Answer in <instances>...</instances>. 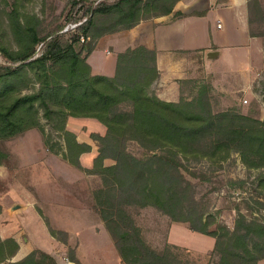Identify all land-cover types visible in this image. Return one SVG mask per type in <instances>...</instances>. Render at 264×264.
I'll return each instance as SVG.
<instances>
[{
	"label": "trees",
	"instance_id": "1",
	"mask_svg": "<svg viewBox=\"0 0 264 264\" xmlns=\"http://www.w3.org/2000/svg\"><path fill=\"white\" fill-rule=\"evenodd\" d=\"M3 1L10 9L0 8V54L6 58L0 64V142L39 128L51 151L84 168L81 156L92 150V144L80 141L68 128V120L94 118L106 131L92 133L99 141L98 150L93 167L85 170L102 179V187L94 191L95 210L123 262L185 264L170 247L158 251L144 238L130 208L152 206L173 221L187 222L192 230L213 236V264H259L264 259V219L240 212L234 229L224 224L211 229L215 220H204L199 211L191 179L197 176L190 166L207 161L220 169L224 161L240 155L248 169L262 170L254 192L264 208V119L235 105L215 110L214 86L205 77L179 80L180 98L168 101L156 93L152 81L94 74L88 61L101 37L169 14L180 0H101L96 5L69 0L67 21L75 19L73 13L82 2L89 11L88 19L69 36L61 32L67 21L45 32V19L26 8L25 1L30 0ZM248 11L250 34L264 39L261 0H248ZM155 54L144 46L125 52L140 57ZM134 142L144 156L131 152ZM8 158L0 146V165ZM50 232L59 239L62 233L67 241L66 232L54 228ZM17 248L14 236L0 235V264H60L40 248L11 260Z\"/></svg>",
	"mask_w": 264,
	"mask_h": 264
},
{
	"label": "rangeland",
	"instance_id": "2",
	"mask_svg": "<svg viewBox=\"0 0 264 264\" xmlns=\"http://www.w3.org/2000/svg\"><path fill=\"white\" fill-rule=\"evenodd\" d=\"M0 1V8L10 9L8 3ZM85 1L96 5L101 0ZM261 2L264 6V0ZM25 5L30 13L45 19V32L58 29L67 21L71 10L69 0H30L25 1ZM73 15L75 19L67 21L63 29L71 21L89 16V11L82 2ZM2 19L5 25L6 14ZM64 33L70 35V32ZM106 48L110 49V54ZM117 49L103 41L98 45L94 59L105 62L115 56ZM5 62L6 58L0 54V64ZM207 81L214 86L215 110L235 105L244 113L254 112L264 119V67L248 90H233L230 87L235 84L229 85V81L225 82L221 77L208 78ZM68 128L77 134L80 141L92 144V150L81 156L84 168L67 162L61 152L51 151L39 128L0 142V146L9 153V158L0 165V204L3 206L0 235L7 237L18 234L21 243L32 245V250L49 248L52 239L47 232L50 234V228H54L67 233L66 242L62 240V233L59 234L61 239L55 237L58 245L62 246L59 251L64 261L60 264L69 261L82 264L77 255L86 264H126L95 210L94 191L102 187V179L85 170L93 167L98 150L99 141L92 137V133L102 134L106 127L94 118L70 117ZM55 140L63 141L58 137ZM130 150L137 156L145 154L135 142L130 145ZM222 164L223 168L220 169L207 161L193 162L190 166L196 171L197 177L191 179L204 220H215L210 225L211 229L224 224L231 230L240 212L263 220L264 208L259 206V196L254 192L262 170L248 169L238 154ZM130 211L153 248L164 251L170 247L185 264H213L215 259L212 252L216 242L213 236L192 230L187 222L173 221L152 206L132 207ZM73 258L77 261H73Z\"/></svg>",
	"mask_w": 264,
	"mask_h": 264
},
{
	"label": "crops",
	"instance_id": "3",
	"mask_svg": "<svg viewBox=\"0 0 264 264\" xmlns=\"http://www.w3.org/2000/svg\"><path fill=\"white\" fill-rule=\"evenodd\" d=\"M103 41L118 48L108 62L94 59ZM138 46L154 50L155 56L125 55L126 50ZM105 50L110 54V49ZM88 61L94 74L123 81H152V88L161 98L177 101L179 80L186 78L221 77L229 85L235 84L230 87L233 90L251 89L264 67V44L262 38L250 34L248 0H180L169 14L141 20L101 37ZM47 233L52 244L40 248L62 263L64 258L59 251L62 246L55 236ZM17 235L13 236L18 248L11 260L23 258L33 247L21 243Z\"/></svg>",
	"mask_w": 264,
	"mask_h": 264
},
{
	"label": "built area",
	"instance_id": "4",
	"mask_svg": "<svg viewBox=\"0 0 264 264\" xmlns=\"http://www.w3.org/2000/svg\"><path fill=\"white\" fill-rule=\"evenodd\" d=\"M89 16L84 17L83 19H80L78 21H71L70 23H68V25L62 30V32H70L75 30L80 24L84 23ZM82 40H84L86 38V36L84 34H81ZM245 101H248L247 99H245Z\"/></svg>",
	"mask_w": 264,
	"mask_h": 264
}]
</instances>
